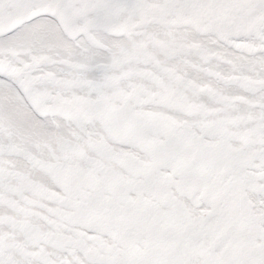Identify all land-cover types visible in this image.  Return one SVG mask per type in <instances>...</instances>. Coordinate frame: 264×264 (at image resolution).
<instances>
[{
	"label": "snow or ice",
	"instance_id": "1",
	"mask_svg": "<svg viewBox=\"0 0 264 264\" xmlns=\"http://www.w3.org/2000/svg\"><path fill=\"white\" fill-rule=\"evenodd\" d=\"M0 264H264V0H0Z\"/></svg>",
	"mask_w": 264,
	"mask_h": 264
}]
</instances>
